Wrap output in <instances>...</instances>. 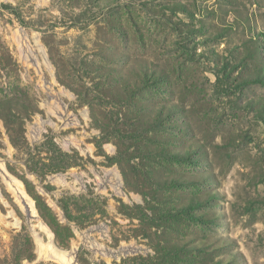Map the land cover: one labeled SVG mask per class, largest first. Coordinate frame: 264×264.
Here are the masks:
<instances>
[{"label":"rangeland","instance_id":"obj_1","mask_svg":"<svg viewBox=\"0 0 264 264\" xmlns=\"http://www.w3.org/2000/svg\"><path fill=\"white\" fill-rule=\"evenodd\" d=\"M56 255L264 264V0H0V264Z\"/></svg>","mask_w":264,"mask_h":264},{"label":"trees","instance_id":"obj_2","mask_svg":"<svg viewBox=\"0 0 264 264\" xmlns=\"http://www.w3.org/2000/svg\"><path fill=\"white\" fill-rule=\"evenodd\" d=\"M152 116H153V114L151 112L147 113V116H146V126H148V127H151V124L153 122ZM10 139H11V142L14 145V147L17 148L18 147V144H19V141L17 140V138H14L13 136L12 137L10 136ZM21 139H22V137H21ZM183 152L184 151H181V155H184V154L187 153V152L186 153H183ZM65 156H67V155L65 154ZM68 168L69 167H66L65 169H68ZM121 171H122V174H124L123 169ZM34 199L36 200V203H37V206H38V209H39V212H40L41 217L47 220V218H46L47 217L46 216V211H47V209H49L48 206H47V204L44 202V205H43L42 199H41L40 195H38L37 197L34 196ZM43 206H44V209H43ZM47 224L49 225V223H47ZM193 247L196 248V250L198 252H208V254H210L211 258H213V254H214L215 251L206 250L204 248L203 243H201V244L196 243V244L193 245ZM211 248L212 247H210V249ZM213 261H214V259H213ZM219 262L220 263H223V261H219ZM133 263L134 264L135 263H137V264H143V263H139L138 262V259H134Z\"/></svg>","mask_w":264,"mask_h":264},{"label":"bare ground","instance_id":"obj_3","mask_svg":"<svg viewBox=\"0 0 264 264\" xmlns=\"http://www.w3.org/2000/svg\"><path fill=\"white\" fill-rule=\"evenodd\" d=\"M56 256H57V259H59L64 264H70V261L66 259V256H63V255H56Z\"/></svg>","mask_w":264,"mask_h":264}]
</instances>
